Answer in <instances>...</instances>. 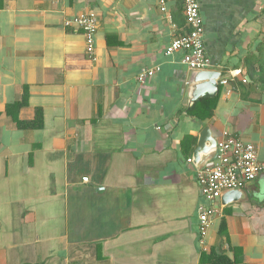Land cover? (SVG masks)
Masks as SVG:
<instances>
[{"label":"crops","instance_id":"0c3cea01","mask_svg":"<svg viewBox=\"0 0 264 264\" xmlns=\"http://www.w3.org/2000/svg\"><path fill=\"white\" fill-rule=\"evenodd\" d=\"M199 2L209 70L227 80L206 120L188 113L185 52H165L189 29L183 0L166 12L158 0H0V264H205L197 177L216 158L188 160L210 126L264 161V86L248 71L263 59L264 0ZM88 11L93 59L83 30L65 25ZM25 86L19 119L41 108V128L6 112ZM243 192L217 200L207 250L226 221L223 264H264V173Z\"/></svg>","mask_w":264,"mask_h":264},{"label":"built area","instance_id":"2783aa9c","mask_svg":"<svg viewBox=\"0 0 264 264\" xmlns=\"http://www.w3.org/2000/svg\"><path fill=\"white\" fill-rule=\"evenodd\" d=\"M171 1L174 0H158L161 11L166 12ZM183 2L189 29L175 37L165 52L170 55L182 50L185 52L183 62L190 70H209L212 67V61L205 51L204 18L200 10V2L199 0H183ZM65 25H74L83 30L87 55L93 59L96 52V33L99 28L96 12H81L73 18H68ZM153 73L154 70H147L141 74L139 80L143 82ZM226 83V79L220 80V84ZM188 161L192 162L193 159L190 158ZM262 173H264V161L258 157L257 146L244 142L228 132L224 133L223 138L218 141V153L214 165L201 169L197 177L205 198L204 204H201L198 209V242L203 251L207 250V238L213 219L221 211L217 200L227 191L244 188L247 183L255 180Z\"/></svg>","mask_w":264,"mask_h":264},{"label":"trees","instance_id":"16d2710c","mask_svg":"<svg viewBox=\"0 0 264 264\" xmlns=\"http://www.w3.org/2000/svg\"><path fill=\"white\" fill-rule=\"evenodd\" d=\"M260 54L262 56V60H257V62H250L248 64V71L252 77H254L255 73L259 74V83L264 86V46L260 50ZM257 63V64H256ZM30 96V90L28 86L24 87V92L20 101L10 103L7 105L6 112L14 119L19 127H24L29 125V127H37L41 128L43 126V110L41 108L36 109V117L31 122H25L19 119V113L21 109L28 105ZM219 96L214 98H203L200 99L193 105L188 113L191 116L197 117L200 120H206L213 116L214 110L217 106ZM220 243L218 246H214L211 250L203 251L201 253V263L205 264H223V263H231V260L225 254L222 247L228 242V234L226 229V221L222 222L220 231ZM240 264L238 259H235V262Z\"/></svg>","mask_w":264,"mask_h":264},{"label":"water","instance_id":"95a60500","mask_svg":"<svg viewBox=\"0 0 264 264\" xmlns=\"http://www.w3.org/2000/svg\"><path fill=\"white\" fill-rule=\"evenodd\" d=\"M222 73L217 70L192 71L189 88L188 106L192 107L202 98H214L220 92ZM249 77L246 80L249 81ZM218 140L213 136L210 126H206L200 134L197 148L193 155V162L199 165L209 158H217ZM243 188L225 192L222 195L224 203L237 202L244 197Z\"/></svg>","mask_w":264,"mask_h":264}]
</instances>
